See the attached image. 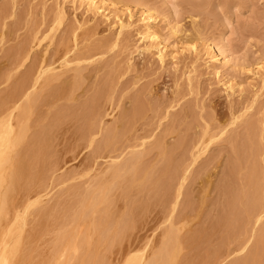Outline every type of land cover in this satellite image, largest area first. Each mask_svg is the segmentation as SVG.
Here are the masks:
<instances>
[{
    "label": "bare ground",
    "instance_id": "6f19581e",
    "mask_svg": "<svg viewBox=\"0 0 264 264\" xmlns=\"http://www.w3.org/2000/svg\"><path fill=\"white\" fill-rule=\"evenodd\" d=\"M80 4L87 10L100 8L95 0H80ZM150 16L146 13L143 18L150 20ZM61 20L59 14L45 27L36 26L7 53L4 51L9 69H17L27 59L29 64L16 76L7 73L6 79L13 77L12 82L0 90V264H112V256L120 257V264H215L225 245H229L225 239L231 241V237L240 235L243 240L237 243L235 250L242 251L250 237L252 243L242 255L225 263L264 264V163L260 157L263 138L262 122L258 117L247 119L241 130L227 135V160L216 183L210 184L217 197L210 202L209 211L199 209L208 202L207 194L202 193L200 205L196 207L189 198L185 200L184 208L192 206L191 211L196 213L197 226L187 227L185 220L188 219L183 212L179 215V225H174V220L170 219L163 228L160 240L157 239L158 247L152 249L149 258L144 259L143 252L135 253L138 245H133L134 239L142 238L139 232L134 236L135 231L148 228L153 220L168 212L165 211L166 204L172 191H176L175 196L181 193L188 168L182 165L184 150L196 149L191 153L196 161L195 157L223 134L225 127L220 128L209 119L194 139L188 140L180 131L175 134V141L166 145L165 137L179 129L183 114L192 112L191 108L187 106L183 114L177 110L169 116L157 103L146 102L141 92L131 96L129 108H121L116 116L103 120L113 109L108 111L109 106H104V100L110 98V94L107 95L113 80L111 74H104L93 87L82 90L81 96H86L78 100L73 93L80 85L82 69L66 68L72 62L78 64L111 47L104 36L90 40L96 25L94 28L90 25L82 32L78 43H85H80V47L76 43L77 32L67 27L61 30L58 43L47 57H44L47 49L35 52L34 57L31 55L33 48L56 30ZM146 33L154 38L153 33ZM67 38L73 42L72 46L67 44ZM222 54L218 51L213 58L225 61ZM56 68L61 70L54 72ZM70 70L72 75L67 74ZM62 98L76 102L53 106L54 111L49 115L52 119L44 125L35 124L31 134L26 135L23 124L30 110L41 103L44 106L47 99ZM49 100L46 102L50 103ZM161 111L163 118L167 117V123L159 121ZM37 117L35 120L39 119ZM188 124L180 126L187 130ZM158 126L161 127L156 131ZM66 132L67 143L56 149L58 142L55 140H61L58 136ZM148 138L151 139L145 146L148 141L144 140ZM142 145V149H134ZM84 147L90 149L82 157L83 171L91 169L97 158L111 160L85 187L69 184L46 204L42 203L38 192L31 193L44 183L46 167L55 165L65 152H72L71 157H75ZM153 150L155 158L145 163ZM218 153L207 157L208 162ZM178 179L179 186L173 190ZM247 225L252 227L248 229ZM55 229H61L56 237L51 234L57 231ZM215 235H219V242L201 251L202 243L211 242ZM60 240L65 242L61 244ZM184 248L192 250V255L180 257ZM63 251L65 257L58 260Z\"/></svg>",
    "mask_w": 264,
    "mask_h": 264
},
{
    "label": "rangeland",
    "instance_id": "374dc122",
    "mask_svg": "<svg viewBox=\"0 0 264 264\" xmlns=\"http://www.w3.org/2000/svg\"><path fill=\"white\" fill-rule=\"evenodd\" d=\"M95 2L96 6H100L99 10L85 9V5L80 4V0H0V90L8 87L12 82L13 77L6 79L7 73L16 76L25 65L29 64L27 59L17 69H9L5 58L9 49L22 37L24 38L26 33L29 34L30 30L36 26L45 27L60 14L62 20L58 28L49 33L50 37L41 40L39 45L33 48L31 55L34 57L35 52L40 53L47 49L44 54V57H47L58 43L61 30L67 27L77 32L78 38L75 42L80 47V43H85V41L78 43L82 32L90 25L93 28L96 25L90 40L103 39L104 36L111 47L106 52H99L96 56L80 61L78 64L72 62L66 68L81 67L82 69L80 85L73 93L78 100L86 96H81L82 90L93 87L97 79L111 74L110 77L113 80L107 95L110 94L111 99L104 100V106H109L108 111L110 108L113 109L103 120L108 121L111 116H116L121 108H129L131 96L141 92L146 102L157 103L158 107L167 111L169 116L177 110L184 113L187 106L191 108L192 112L182 113L183 118L179 123V129L176 128L173 134L165 137L166 145H171L175 141V134L177 132L180 134V131L187 135L188 140L194 139L201 134L202 127L209 123V119H213L218 127H225L224 133L213 139L207 145L206 151L195 157L196 161L191 154L196 149L184 150L185 154L181 151L184 154L182 165L188 167L181 193L175 196L176 191H172L171 199L166 204L165 211L168 212H163L156 219L157 221L153 220L152 224L150 223L151 226L147 225L148 228L136 230L134 233V236H137L138 232L139 236L142 235L141 239H134L133 245H138L135 253L143 252L142 257L145 256L144 259H147L154 247L157 249L159 243L157 239L161 238L163 228L167 227L170 219L174 220L173 223L177 226L180 224L179 215L184 212L185 218L188 219L185 220L187 227L197 226L196 213L191 211V207L200 205V196L203 194L208 195H206L208 202L204 203L206 206L203 204L199 209L201 212L209 211L210 202L217 197L215 191L210 189V184L216 183L227 160L229 148L225 139L235 130H241L244 121L249 118L258 117L257 119L262 122L263 141L260 157L264 163V0H95ZM144 11L151 14L149 21L144 20L143 17L146 14ZM146 31L153 33L154 38L148 37ZM69 39L66 40L67 44L72 46L73 42ZM218 51L223 53L226 62L215 59V53ZM58 70L60 71L61 68H56L54 72ZM67 74L72 75V70ZM50 100V103L45 101L44 106L41 103L38 108L30 110L26 123L23 124L27 130L26 135H30L36 125H44L52 119L49 115L54 111L53 106L76 102L65 98L53 99L56 100L54 102ZM164 100L167 101L164 102ZM38 114L40 116L37 117ZM163 116L162 113V119L160 118L159 121L167 123V117L163 118ZM36 117L39 119L35 120ZM186 123H189L188 128L184 130L181 126ZM160 127L158 126L156 131ZM66 134L67 132L58 136L61 140H55L58 142H56L58 144L55 146L56 149H61L67 143L65 142ZM150 139L144 140L148 141L145 142V146ZM144 145L134 149H142ZM89 149L90 147H84L73 158L72 152L62 154L63 156L55 165L48 166L43 171L45 172L42 179L44 183L41 182V188L31 193L35 195V192H38L37 195L41 196L42 203L46 204L52 201L60 189L69 184L76 183L85 187L93 175L111 161L109 158H97L91 169L83 171L82 157L89 152ZM216 151L219 152L218 156L208 162L209 156ZM147 156L145 163L155 158V151L153 150ZM179 179L173 190L179 186ZM188 198L192 206L184 208L183 204ZM251 227L249 225L248 229ZM254 227H257V224ZM248 229L247 232H250ZM55 231L51 234L61 233V229H55ZM218 236L215 235L211 242L202 243L201 247H204L201 250L199 246V249L205 251L206 247L215 245L217 241L219 242ZM225 240H227L226 243L229 242V245H225V252L221 253L222 256L218 255L215 264H226L242 255L252 243L250 237L245 248L239 251L235 250V246L243 240V236L240 235L234 239L231 237V241L230 238ZM59 242L63 244L65 241ZM191 251L184 248L180 252L181 256L180 253L178 256H190ZM65 255L66 252H61L58 260L63 259ZM110 258L113 259V262L110 259L112 264L122 262L118 256Z\"/></svg>",
    "mask_w": 264,
    "mask_h": 264
}]
</instances>
